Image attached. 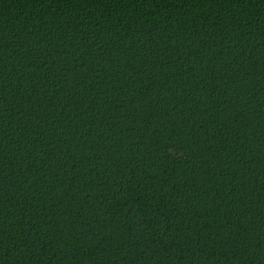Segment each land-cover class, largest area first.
Returning <instances> with one entry per match:
<instances>
[{"label": "trees", "instance_id": "16d2710c", "mask_svg": "<svg viewBox=\"0 0 264 264\" xmlns=\"http://www.w3.org/2000/svg\"><path fill=\"white\" fill-rule=\"evenodd\" d=\"M0 264H264V0H0Z\"/></svg>", "mask_w": 264, "mask_h": 264}]
</instances>
